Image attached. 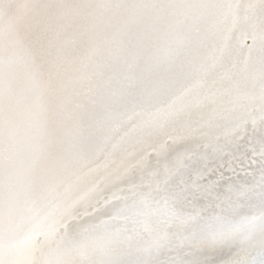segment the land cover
<instances>
[{"label":"snow or ice","instance_id":"snow-or-ice-1","mask_svg":"<svg viewBox=\"0 0 264 264\" xmlns=\"http://www.w3.org/2000/svg\"><path fill=\"white\" fill-rule=\"evenodd\" d=\"M0 264H264V0H0Z\"/></svg>","mask_w":264,"mask_h":264}]
</instances>
